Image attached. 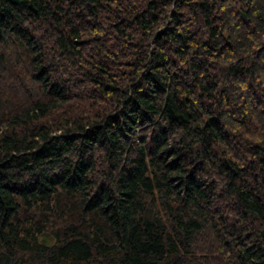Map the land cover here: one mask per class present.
<instances>
[{
    "label": "trees",
    "instance_id": "trees-1",
    "mask_svg": "<svg viewBox=\"0 0 264 264\" xmlns=\"http://www.w3.org/2000/svg\"><path fill=\"white\" fill-rule=\"evenodd\" d=\"M0 264H264V0H0Z\"/></svg>",
    "mask_w": 264,
    "mask_h": 264
},
{
    "label": "water",
    "instance_id": "water-1",
    "mask_svg": "<svg viewBox=\"0 0 264 264\" xmlns=\"http://www.w3.org/2000/svg\"><path fill=\"white\" fill-rule=\"evenodd\" d=\"M10 1L15 2V3H18V2H20L21 0H10ZM30 7H31L33 10H36L32 3H30ZM168 111H169V116H170V118H172V119H180V120H183V119H184L183 114H182V113H179V112H176V111L172 108L171 105H169V107H168ZM222 162L224 163V165H225L226 167L229 168V172L234 171L233 167L230 165V163L227 161L226 158H223V159H222Z\"/></svg>",
    "mask_w": 264,
    "mask_h": 264
}]
</instances>
